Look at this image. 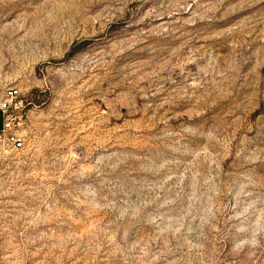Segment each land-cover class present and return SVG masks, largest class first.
Masks as SVG:
<instances>
[{
  "label": "rangeland",
  "instance_id": "rangeland-1",
  "mask_svg": "<svg viewBox=\"0 0 264 264\" xmlns=\"http://www.w3.org/2000/svg\"><path fill=\"white\" fill-rule=\"evenodd\" d=\"M0 264H264V0H0Z\"/></svg>",
  "mask_w": 264,
  "mask_h": 264
},
{
  "label": "built area",
  "instance_id": "built-area-1",
  "mask_svg": "<svg viewBox=\"0 0 264 264\" xmlns=\"http://www.w3.org/2000/svg\"><path fill=\"white\" fill-rule=\"evenodd\" d=\"M24 103L16 86H0V153L9 155L25 146Z\"/></svg>",
  "mask_w": 264,
  "mask_h": 264
}]
</instances>
